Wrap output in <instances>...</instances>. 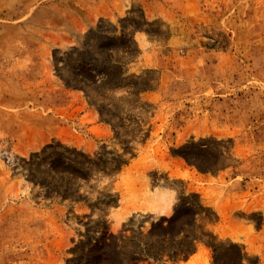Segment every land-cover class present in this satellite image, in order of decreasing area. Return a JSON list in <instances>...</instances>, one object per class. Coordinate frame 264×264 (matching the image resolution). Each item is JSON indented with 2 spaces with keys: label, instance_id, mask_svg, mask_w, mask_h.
Wrapping results in <instances>:
<instances>
[{
  "label": "rangeland",
  "instance_id": "1",
  "mask_svg": "<svg viewBox=\"0 0 264 264\" xmlns=\"http://www.w3.org/2000/svg\"><path fill=\"white\" fill-rule=\"evenodd\" d=\"M0 264H264V0H0Z\"/></svg>",
  "mask_w": 264,
  "mask_h": 264
},
{
  "label": "bare ground",
  "instance_id": "2",
  "mask_svg": "<svg viewBox=\"0 0 264 264\" xmlns=\"http://www.w3.org/2000/svg\"><path fill=\"white\" fill-rule=\"evenodd\" d=\"M167 199H168V198H167ZM169 199H171V197H170ZM162 200H163V199H162ZM162 200H161V201H162ZM169 204H170V202H169ZM157 207H158V209H159V206H157ZM160 209L163 210V207H162V208L160 207ZM168 209H169V207H168Z\"/></svg>",
  "mask_w": 264,
  "mask_h": 264
}]
</instances>
